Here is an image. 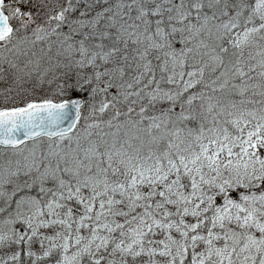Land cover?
<instances>
[{
	"label": "snow or ice",
	"instance_id": "snow-or-ice-1",
	"mask_svg": "<svg viewBox=\"0 0 264 264\" xmlns=\"http://www.w3.org/2000/svg\"><path fill=\"white\" fill-rule=\"evenodd\" d=\"M0 264H264V0H0Z\"/></svg>",
	"mask_w": 264,
	"mask_h": 264
}]
</instances>
